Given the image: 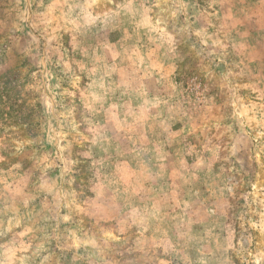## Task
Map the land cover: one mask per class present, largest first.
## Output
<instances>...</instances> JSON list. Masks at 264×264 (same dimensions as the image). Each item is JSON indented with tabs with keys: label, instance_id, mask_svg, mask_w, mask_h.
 <instances>
[{
	"label": "clouds",
	"instance_id": "clouds-1",
	"mask_svg": "<svg viewBox=\"0 0 264 264\" xmlns=\"http://www.w3.org/2000/svg\"><path fill=\"white\" fill-rule=\"evenodd\" d=\"M0 264H264V0H0Z\"/></svg>",
	"mask_w": 264,
	"mask_h": 264
}]
</instances>
